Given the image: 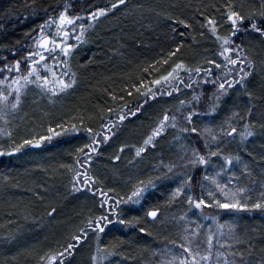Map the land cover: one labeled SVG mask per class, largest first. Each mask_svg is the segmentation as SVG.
Here are the masks:
<instances>
[{
	"label": "trees",
	"instance_id": "1",
	"mask_svg": "<svg viewBox=\"0 0 264 264\" xmlns=\"http://www.w3.org/2000/svg\"><path fill=\"white\" fill-rule=\"evenodd\" d=\"M112 2L114 0H0V60L13 61L33 50L30 48L31 37L38 34L37 25L53 15L54 10L58 15L66 3L73 5L70 14H82L96 7L109 6ZM219 2L221 0H127L126 6H118L87 28L86 40L73 49L70 58L64 57L70 60L71 70L76 73V84L51 99V94L47 93H40V97L35 98L30 94L23 97L12 125L14 134L8 143L11 144L12 140L20 143L22 138L30 136H49V124L56 126L55 131L59 134L51 135L35 149L27 144L15 154L6 153L0 157V264H37L39 256L49 249L62 251L60 246L71 242L77 228L84 226V220L98 214V201L103 197L88 188L73 191L72 172L64 165L79 167L75 164L78 149L92 142L85 126L100 130L108 117L115 120L113 135L97 146L96 153H91L94 159L90 162V174L104 181L103 185L97 184L96 187H103L105 191L115 189L116 192H108L112 197L116 193L123 197L137 178L154 177L155 187L147 189L139 204L120 205L124 218L141 217L140 225L128 227L114 221L100 234L101 243L117 244V252L124 253L110 256L106 264H147L154 249L176 237V221H162L172 206V203H165L171 199L172 185L167 176L160 175L165 172L162 164L172 163L178 156L172 143L174 134L169 127L156 138L154 148L149 145L147 151L135 159L132 146L142 144L163 112L176 108L178 101L176 97L161 95L154 101L149 98V103L144 104L142 111L135 116H128L125 112L123 121L116 116L125 103L131 109L143 98V93L135 91L129 96L130 89L125 88L126 84L140 79L151 81L177 59H184L193 67H208L203 61L217 56L214 54L218 53V44L207 28L201 27L199 21L202 17H199L198 9L214 12L211 5ZM239 2L258 3V0ZM173 16L188 19L192 27L171 19ZM80 22L93 24L87 16L77 21V25ZM242 23L246 25L248 21ZM78 31L77 27L76 34ZM221 32L226 34L227 24H222ZM181 40L184 44L180 51L169 58L168 53ZM234 40V46L243 45L256 61L248 89L253 96H247L241 89L230 90L218 107L215 123L211 124L219 126L235 110L246 115L249 104L254 106L251 119L258 121L256 134L244 144L231 142L223 151L238 152L249 162L251 174H254L249 180L260 182L258 179L264 178V160L260 159L264 157V128L260 127V123H264V36L251 28L247 31L241 28ZM13 46L16 52L12 51ZM161 57L167 58L168 63L164 64ZM153 61L159 63V71H153L157 68ZM66 70L61 65L57 72ZM70 77L71 74L67 78ZM109 93H115L117 99L114 100ZM120 96L124 99H118ZM108 108L113 111L109 113ZM81 119L84 124L80 123ZM61 124L69 125V128L61 131L58 127ZM73 124L81 130L72 131ZM102 137L103 131L100 132ZM121 144L128 147L121 151ZM117 154L121 159H112ZM191 173L192 170L188 175ZM201 180L202 175L194 171L193 188ZM152 206L161 209L157 220H150L145 215ZM52 208L56 211L51 212ZM179 209L180 206L174 207V213ZM212 216H218L225 227L232 226V232L240 240L233 247L251 253L246 259L252 264H259L264 259V210L214 212ZM213 221L217 227V222ZM140 226L148 228L152 234L139 232ZM86 230L88 239L77 242L78 247L72 256L66 257L65 264H92L91 257L96 251V238L92 235L95 229Z\"/></svg>",
	"mask_w": 264,
	"mask_h": 264
},
{
	"label": "snow or ice",
	"instance_id": "2",
	"mask_svg": "<svg viewBox=\"0 0 264 264\" xmlns=\"http://www.w3.org/2000/svg\"><path fill=\"white\" fill-rule=\"evenodd\" d=\"M121 5L126 6L127 0H114V2L106 7H96L91 11H83L82 14H70L69 9L73 5L66 3L58 15L54 10L53 15L48 16L46 20L37 25L38 34L31 37L33 43L30 45V48L33 50L27 51L26 55L22 58H17L0 65V85L3 86L0 87V120H3L5 123L4 127H0V134L9 138L13 136V127L9 123L10 114L21 109L23 97L28 92L29 85L36 86L40 89L41 93L51 94L49 96L51 99L53 95L63 93L76 84V73L71 70L70 60H59L56 58L57 54L70 58L73 55V49L81 41L86 40L85 32L87 28L94 26L101 16ZM211 7L215 10L214 12L199 11L198 9V15L202 17L199 23L201 27L207 28L218 44V53L214 54V56L218 55L223 60L220 61L217 58L205 59L203 62L208 67L204 68L200 66L193 67L184 59H177L173 61L169 69L156 75L151 81L140 79L136 83L126 84L125 88L130 89L127 93L129 96L132 95V91H135L143 93V98L141 102H138L131 109L125 103L123 109L117 112L116 119L120 121L125 120V112L128 116H135L136 113L142 111L144 104L149 103V98L154 101L157 96H172L173 90L181 92L180 84L191 89L193 88V79L199 80L202 78L204 84L212 85L210 96H205L204 91L199 93L193 92L191 100L187 98L178 100L180 108L177 109V113H170L168 110H165L162 117L158 118V122L152 127L150 133L143 139L142 144L132 146L135 149L133 159L145 153L149 145L154 148L157 142L156 138L165 133L169 127L173 129L179 128L183 133H199V136L203 137L206 150L202 151L196 146L180 144L179 147L184 153L180 157L183 164L192 167L198 164L207 166L211 163V157H222L223 163L219 165V171L216 175L205 174L204 178L209 181V184L207 186L201 184V192L198 194L192 191V176L186 173L185 181L175 187L171 193V199L165 203L171 204L178 197L183 196L189 205L187 212H191L193 208H196L200 210L201 215L204 214L205 207L264 210V190L258 193L257 198L253 202L252 197L249 195L253 189L247 184L241 185L236 180H231L232 186L230 187L228 183H224L219 179V175L222 172H227L230 178L236 177L238 179L239 174L232 171L235 164H239L244 172L251 173L252 171L249 167V162L238 152H226L222 150V147L223 142L228 140L237 139L238 137L240 142H245L249 137L256 134L255 125L258 121L251 119L254 106L249 104L246 109V115H241L239 110L232 111L231 118L224 122L227 124V127L221 124L200 129L193 121L194 116L202 112V109L197 107L202 97L209 101L207 111L209 113H216L218 106L222 102V98L229 94L230 90H233L236 86H240L241 91L247 96H253V93L248 89L249 78L256 70V61L248 55L243 45L236 44L235 48L230 45L235 44L234 37L237 36L241 28H244L245 31L251 28L264 36V0H258V3L221 0L219 3H213ZM85 16L90 17L93 24L80 22L77 25L76 22L82 21ZM170 18L189 28L192 27L188 19L178 16ZM244 21H248V23L245 25L242 23ZM222 24H227L226 34H222L221 32ZM53 27L54 34L52 33ZM77 27L79 31L74 36L75 42H69L72 39V34L77 33ZM203 34L201 33V35ZM181 35H184V33H181ZM183 44V40L176 43L174 50L168 53V57L176 56ZM12 51L16 52L17 49L13 46ZM48 53H52L53 55L49 57ZM50 58L53 60V63H60L67 70L57 72L48 63ZM161 60L164 64L168 63L167 58L161 57ZM153 64L157 65V68L153 69V71H159V63L153 61ZM42 68L51 75L43 74ZM214 69H222V71L218 76H214ZM12 72L16 74L11 75ZM5 73H8V75H5ZM185 73L189 74L187 81H185ZM201 73H204L203 77L200 76ZM69 74H71V77L67 78ZM210 77L211 79H209ZM178 81L179 83H177ZM153 85H159L160 87L153 89ZM165 86L168 89L166 92L164 91ZM109 95H112L114 100L117 99L115 93H109ZM118 99L123 100L124 97L120 96ZM185 104H190L192 107L186 112V115L179 117L178 113L183 109ZM107 111L111 113L113 109L108 108ZM233 118H235L237 123L233 122ZM181 120L184 121L183 124ZM239 121H244V123L239 124ZM80 123L84 124V120L81 119ZM55 127L49 124L48 133L58 135L59 133L55 131ZM58 127H60L61 131H64L69 128V125L61 124ZM114 127L115 120L111 117H108L107 122L101 125L100 130L86 125L84 130L92 136V142L78 149L75 164L79 165V167H74L72 164L64 165L65 168L70 169L72 172L70 183L73 191L88 188L90 192L103 197V199L98 201V214L90 215L84 220V226L77 228L76 233L71 237V242H67L66 246H60L62 251L49 249L39 256L37 264H65L66 257L72 256L78 247L77 242L88 239L89 232L86 229H95L92 235L96 238V251L91 257L92 264H106L110 256L117 254L124 255L122 252H117V244L109 245L101 243L100 234L104 233L110 225H113L114 221L128 227L141 224V217L132 216L131 218H124V210L120 205L126 203L139 204L147 189L155 187V178H137L123 197L119 193H116L115 197L109 196L108 192H116L113 188H108L105 191L103 187H96L97 184L103 185L104 181L99 176L90 174V162L94 159L91 153H96L99 150L97 146L113 135L112 128ZM260 127L264 128V123H260ZM105 129L107 131H104ZM71 130L79 132L81 129L73 124L71 125ZM101 131H103L102 138H100ZM51 135L30 136L27 139L22 138L20 143L12 140L7 148L3 144H0V155L5 152L9 154L19 152L27 144L39 145L44 140L50 139ZM183 139L184 137L179 135L173 136V140ZM211 142H216L214 148L211 146ZM126 147L128 145L121 144V151ZM188 153H191V155H188ZM112 159L120 160L121 156L119 154L113 155ZM260 159L264 160V157ZM86 165L87 167H85ZM166 167L168 172L160 173L161 176H167L178 165L169 164ZM262 171H264V168H262ZM89 185H91L90 188ZM262 187H264V181H262ZM55 211V208L51 209V212ZM160 212L161 209L159 207L152 206L145 215L156 220ZM187 212L181 213L180 219L184 221V226L178 229L177 237L170 239L163 249H154V252L160 257L155 261V264H252L251 260L246 259V256H250L251 253H246L233 247V244L240 243V240L231 231V225L229 226V231L226 233L224 231L225 225L219 222L218 216H212L211 218L217 222L216 231H213L211 225H207V231H202L205 225L196 220L195 227H193L191 220L195 217V214L190 218ZM204 219H208V216H204ZM139 232L152 234L148 228L143 226L139 227ZM216 245H219V247H216ZM15 258L14 256L13 259ZM259 264H264V259H261Z\"/></svg>",
	"mask_w": 264,
	"mask_h": 264
},
{
	"label": "rangeland",
	"instance_id": "3",
	"mask_svg": "<svg viewBox=\"0 0 264 264\" xmlns=\"http://www.w3.org/2000/svg\"><path fill=\"white\" fill-rule=\"evenodd\" d=\"M52 33L54 34V27L52 29ZM74 35H76V33L72 34V39H70L69 42H71V41L75 42ZM230 46L235 48L234 44L230 45ZM52 55H53L52 53H48L49 57H51ZM237 55H239V53H237ZM56 58L59 59V60H63L64 56L62 54H57ZM215 58H217L220 61L223 60V58L219 57L218 55ZM263 59H264V57H263ZM8 62H9V60H7V59H5V60L1 59L0 60V65H3V64L8 63ZM48 63L51 64L56 69V71L61 66L60 63H53V60L51 58L48 60ZM205 68H207V67H205ZM41 71H42L43 74L51 75L49 72H47L43 68L41 69ZM221 71H222V69H214V76H218ZM15 74H16L15 72L11 73V75H15ZM5 75H8V73H5ZM188 76H189V74L185 73V81L188 80ZM200 76L203 77L204 73H201ZM237 76H238V73H237ZM209 79H211V77ZM177 83H179V81ZM0 87H3V86L0 85ZM159 87H160L159 85H153V89L159 88ZM180 88H181V92H175V90H173V92H172V96L176 97L177 101L178 100H183L185 98L191 100L193 92L199 93L201 91H204L205 92V96H210L211 91H212V85L211 84H207V85L204 84V80L202 78L199 79V80H196L194 78L193 79V88H191V89L186 88L183 84H180ZM235 89L240 90L241 88H240V86H236ZM167 90H168L167 86H165L164 91L166 92ZM40 93H41L40 89H38L36 86L29 85L28 92L25 95L30 94V95H32V97L35 98V97H40ZM208 103H209L208 99H205V98L202 97L201 101L197 104V107L201 108L202 112L198 113L196 116H194L193 121H194L195 125L198 128H200V129H203L204 127H208V126H214L211 123H215V121H216L214 118H215V115L217 114V112L216 113H209L207 111ZM191 107H192V105L185 104L183 106V109L178 113V116L179 117H183L184 115H186V112L188 110H190ZM179 108H180V105L178 103L177 107L172 109L170 111V113H177V109H179ZM17 115H18L17 111L12 112L10 114L11 118H10L9 123L11 124V126L15 123ZM229 118H231V117H229ZM224 122L225 121H222L221 124H224V126L227 127V124H225ZM233 122L237 123L235 118H233ZM181 123L183 124L184 121L181 120ZM238 123L242 124L243 122L239 121ZM4 126H5L4 121L0 120V127H4ZM185 126H187V125H185ZM170 129H171L170 131H172V133L174 135H179L181 137H184L183 140H172V143L175 146L174 147L175 151H176V153H178V156H177L176 160L173 161L172 163H168V164L163 163L162 164L165 172H168V169L166 167L167 165H169V164L178 165L177 168H174L172 170V172L168 173V175H167V177L169 178V180L171 182V185H172V191L175 189V187L178 184L183 183L185 181V179H186V175L185 174L187 173V175H188V172L190 170H192V173L190 174L191 176H192L194 171L195 172L198 171V173H200V175H202V180L198 181V183L195 185L194 188H193V184L191 183L192 191L194 193L198 194V193L201 192V188H200L201 184H204L206 186L209 184V181L205 180V178H204L205 174L207 173V174H210V175H216V173L219 171V165L221 163H223V158L222 157H211L210 158L211 163L209 165H207V166L202 165V164H198V165H196L194 167L185 166L183 164V162L180 160V157L183 156L184 153L182 152V150L179 147V145L180 144L192 145V146H196V147L200 148L202 151H205L206 149L204 147L203 137H200L199 133H183V132L180 131L179 128L173 129V128L170 127ZM8 140H9V137H5V136H3V134H0V144H3L5 148L9 147V145H10L8 143ZM43 142L41 144H43ZM231 142H238V143L244 144V142H240L239 138L237 137V139L228 140L226 142H223L222 150H224L225 146H227ZM41 144H39V145L28 144V147L31 148V149H35V148L41 146ZM211 146L214 148L216 146V142H211ZM6 153L7 152H5L4 154L0 155V157H2L3 155H7ZM15 153H17V152H14V153H11V154H15ZM188 155H191V153H188ZM232 171H235V172H237L239 174V178L238 179L236 177L230 178L228 176L227 172L220 173L219 179L222 182H224V183H228L230 187L232 186L231 180H236L237 183H239L241 185L247 184L250 188L253 189V191L250 192L249 195L252 197V200L254 202L255 199L258 196V193L261 190H264V187H262V181H264V178L261 177L260 179H258V180H260V182L258 181L259 183L255 182L253 180H249L252 177V175L254 177V174L244 172L243 169L239 166V164H235L233 166V168H232ZM248 181H250V182H248ZM170 198H171V196H170ZM209 199H211V198L209 197ZM177 206H180V209H179L178 213H174L173 208L177 207ZM170 207L172 209L168 208V212H167V214H165V217L162 219V221H167V220H169L167 222H175L176 221V223H177L176 226H177V231H178V229H180V228H182L184 226V221L182 219H180L181 213L187 212V209H188L189 205L187 204L186 198L181 196V197H178L175 200V202L172 203V206H170ZM243 210H245V209H223V208H216V207H212V208L205 207L203 215H201L200 214V210L196 209V208H193L192 211L191 212H187V214H188V216L190 218L193 217V214H195V217L191 220V222L193 224V227H195L196 220H199V222L202 225H205V228L202 229V231H207V225H211L213 231H216L217 227L214 225L215 222L210 217V215H212L214 212H220L222 214H227V213H233V212H238V211H243ZM206 215L208 216V219H204V216H206ZM149 218H150V220H153V218H151V217H149ZM224 228H225L224 231L227 233L229 231V226L224 227ZM231 231H233L232 228H231ZM176 237H177V234H176ZM176 237H174V238H176ZM163 247H164V245L160 246L159 248L163 249ZM216 247H219V245H216ZM159 258H160L159 255L154 252L153 254H151L150 261L147 264H155V261L158 260Z\"/></svg>",
	"mask_w": 264,
	"mask_h": 264
}]
</instances>
